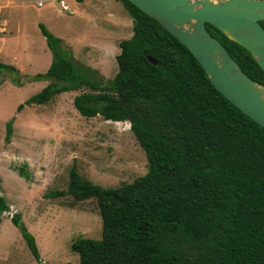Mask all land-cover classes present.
Here are the masks:
<instances>
[{"label": "trees", "instance_id": "trees-1", "mask_svg": "<svg viewBox=\"0 0 264 264\" xmlns=\"http://www.w3.org/2000/svg\"><path fill=\"white\" fill-rule=\"evenodd\" d=\"M116 1L132 21V36L119 43L114 77L107 83L86 78L40 25L52 63L36 80L48 84L17 107L20 112L87 87L91 92L74 98L75 110L129 124L146 156V173L131 183L103 188L71 171L66 190L53 194L93 201L101 218L99 239L72 243L78 264H264V129L217 91L193 55L154 19L127 0ZM206 30L249 78L264 84V72L244 48L210 25ZM8 211L0 196V224ZM11 222L40 262L20 217Z\"/></svg>", "mask_w": 264, "mask_h": 264}, {"label": "rangeland", "instance_id": "rangeland-1", "mask_svg": "<svg viewBox=\"0 0 264 264\" xmlns=\"http://www.w3.org/2000/svg\"><path fill=\"white\" fill-rule=\"evenodd\" d=\"M40 25L93 82L114 77L119 43L132 36V21L116 0H0V64L19 72L0 70V196L9 207L0 224V264H78L71 245L78 238L99 239L101 218L93 201L53 194L66 190L71 171L103 188L131 183L147 171L129 124L75 110L74 98L91 92L87 87L17 112L48 84L36 80L52 63ZM15 214L35 239L40 262L12 224Z\"/></svg>", "mask_w": 264, "mask_h": 264}, {"label": "water", "instance_id": "water-1", "mask_svg": "<svg viewBox=\"0 0 264 264\" xmlns=\"http://www.w3.org/2000/svg\"><path fill=\"white\" fill-rule=\"evenodd\" d=\"M127 1L181 43L215 89L264 129V84L249 78L206 30L210 25L244 48L264 72V0Z\"/></svg>", "mask_w": 264, "mask_h": 264}, {"label": "built area", "instance_id": "built-area-1", "mask_svg": "<svg viewBox=\"0 0 264 264\" xmlns=\"http://www.w3.org/2000/svg\"><path fill=\"white\" fill-rule=\"evenodd\" d=\"M37 6H39V7H40V6H41V3H40V2H38V3H37ZM60 6H61L62 10H64V11H66V10H67V9H66V7L64 6L63 2H61V3H60Z\"/></svg>", "mask_w": 264, "mask_h": 264}, {"label": "crops", "instance_id": "crops-1", "mask_svg": "<svg viewBox=\"0 0 264 264\" xmlns=\"http://www.w3.org/2000/svg\"><path fill=\"white\" fill-rule=\"evenodd\" d=\"M0 39H2V38H0ZM3 40V39H2Z\"/></svg>", "mask_w": 264, "mask_h": 264}]
</instances>
